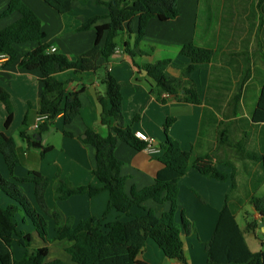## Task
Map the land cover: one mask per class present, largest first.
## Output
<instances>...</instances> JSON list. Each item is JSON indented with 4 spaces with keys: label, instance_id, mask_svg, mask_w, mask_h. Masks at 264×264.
<instances>
[{
    "label": "crops",
    "instance_id": "crops-1",
    "mask_svg": "<svg viewBox=\"0 0 264 264\" xmlns=\"http://www.w3.org/2000/svg\"><path fill=\"white\" fill-rule=\"evenodd\" d=\"M10 1L0 0V15ZM23 1L41 18L46 32L44 42L71 60L89 51L96 41L95 28L80 30L82 24L94 16L102 17L98 24L109 21L106 17L108 7L97 4L95 0H77L73 3L72 11L66 14L59 13L43 0ZM262 2L178 0L177 18L162 21L153 17L148 22L140 43V48L148 55L133 59L124 52L125 41L132 45L134 43L139 26L136 17L118 37V53L108 61L104 58L100 60L122 85L125 125L131 126L135 133L144 132L152 140V144L143 150H136L123 141L116 147L115 154L122 161L120 174L126 177L125 190L128 194L133 188L139 190L152 185L164 167L159 158L163 154L162 145L166 140L164 127L169 118L174 119L169 135L179 141L183 149L194 155H211L216 168L226 174L225 179H217L191 168L178 181L176 221L182 230L186 264H207L203 246L214 235L220 213L226 205L235 214L250 249L249 238L264 243L261 227L264 217L250 204V198L257 196V189L264 185L263 163L255 159L258 155H264V123L253 120L264 84ZM20 18L19 12L0 18V30ZM104 42L105 36L101 39V45ZM191 42L214 51L210 63L199 65L190 74L196 81L200 101L184 102L172 95H162L165 98L163 101L152 91L154 82L143 72V68L136 65L142 67L147 63L170 60L168 73L180 76L190 64V59L180 51L182 46ZM35 47L37 43L34 42L19 45L18 60L0 68V85L8 91L13 107L12 121L6 127L8 112L0 102V132L15 139L21 161L14 175L26 177L31 171H38L48 177L51 182L45 192V201L48 207L59 212L63 224L76 226L90 217L99 218L103 225L119 218L128 220L126 215L116 210L105 214L110 197L107 190L94 197L78 194L66 200L58 199L56 191L61 179L69 180L74 186L100 185L94 175L97 168L96 148L82 141L88 128L104 136L113 132L111 126L104 125L101 120L99 97L104 94L105 88L97 73L89 71L77 76L73 70H67L56 74L60 81L70 80L67 85L69 91L79 90L83 86L84 89L80 93L82 107L75 119L65 125L60 115L50 130L43 134L42 145L52 147L49 153L42 157L40 150L28 147L26 140L20 136L21 130L27 134L36 131L33 124L39 114L40 98L44 91L39 69L29 70L18 66L23 55ZM66 131L72 135H67ZM30 149L36 151L33 163L27 162ZM0 171L5 177L12 178L1 153ZM20 187L37 207L34 184L25 183ZM0 200L2 206L12 202L3 193H0ZM142 206L154 209L158 216L170 209L169 202L157 203L151 199ZM143 208L135 207L131 212L142 213ZM183 215L190 222V233L183 228ZM240 215L246 220L245 226L238 221ZM47 219L51 242L48 244L46 261L60 259L63 264H78L66 250L71 242L66 239L54 240L55 224ZM17 220L19 230L30 235L32 247L45 245L32 222L27 220V223L21 224L19 218ZM250 221L259 223L258 237L246 232V225ZM262 248L261 244L259 250ZM12 249L16 260L24 256L25 248L19 245L17 239ZM138 260L143 264H182L167 257L152 239H148Z\"/></svg>",
    "mask_w": 264,
    "mask_h": 264
},
{
    "label": "trees",
    "instance_id": "trees-1",
    "mask_svg": "<svg viewBox=\"0 0 264 264\" xmlns=\"http://www.w3.org/2000/svg\"><path fill=\"white\" fill-rule=\"evenodd\" d=\"M61 14L72 11L73 3L77 0H43ZM97 4L108 7L109 21L98 24L102 19L94 16L84 22L80 30L92 27L97 32L94 46L87 52L78 55L74 60L63 53L51 52L50 46L44 42L46 32L38 14L23 0H11L0 18L19 12L21 18L0 30V55H7L8 59L3 67L18 60V46L26 43H37V47L25 53L18 66L29 70L39 69L42 73L44 91L40 98L39 114L48 115V119L40 124L33 134L20 131V136L26 140L28 147L40 150L43 157L52 150L51 146H43L41 138L50 130L56 119L61 115L65 125L70 124L80 113L82 102L80 93L84 86L76 91H69L67 85L70 80L63 82L56 78V74L73 70L77 76L85 72L97 73L100 83L104 86V94L99 97L102 104L101 120L104 125H110L113 132L104 136L92 128L85 132L82 141L96 148L97 168L94 175L100 185L74 186L69 180H59L57 187L58 199L66 200L73 195L87 194L94 197L103 190L109 192V201L105 214L116 210L129 219H116L102 224L99 218L90 217L78 225L62 223V217L56 209L48 207L45 192L51 180L38 171H31L26 177H16L15 169L21 164L20 155L15 139L5 132H0V153L12 178L5 177L0 171V193L6 195L12 202L7 206L0 203V263L1 264H63L62 260L46 261L48 255L49 222L55 224L54 240H69L71 245L66 248L72 260L78 264H143L138 256L146 247L148 239H152L164 254L182 264L187 263L182 241V230L176 221L179 208L178 181L191 168H196L202 174L217 179H225L226 174L216 168L211 155H194L182 148L179 141L169 135V128L174 119L166 121L164 131L166 140L162 145L163 154L159 158L164 167L158 172L155 182L142 189L133 188L130 194L125 190L126 177L120 174L122 161L115 154L116 147L123 141L135 148L143 150L149 143L136 136L131 126L125 125L123 114L124 96L122 85L110 72L106 61L118 52V37L126 26L138 17L139 26L133 45L124 42V52L133 59L146 56L147 52L140 48L146 26L151 18L158 17L162 21L178 17V0H95ZM105 42L101 45V39ZM181 54L190 59V64L180 76L168 73L170 60H159L144 64L147 76L154 82L152 91L161 100L163 94L175 96L184 102L198 103L200 101L196 81L190 74L201 64L210 63L214 58V51L191 42L181 48ZM0 102L8 112L5 126L8 127L13 117V107L10 95L0 85ZM253 120L264 123V84L261 95L253 114ZM113 124V125H112ZM67 135H72L65 132ZM255 159L261 160L264 167V155ZM33 183L37 207L31 202L20 185ZM235 187V181H233ZM157 203H170V209L158 216L154 209H145L142 204L148 200ZM250 204L264 217V195L252 196ZM135 207L143 208L142 213H132ZM23 214V220H30L44 241L45 245L34 248L31 237L19 230L17 214ZM184 230L190 233V222L183 215ZM259 223L250 221L246 225V232L257 236ZM25 248L24 256L16 260L13 256L12 245L16 241ZM264 245V243H262ZM207 264H264V248L257 252L251 251L244 231L240 228L235 214L228 205L221 211L216 230L212 238L205 243Z\"/></svg>",
    "mask_w": 264,
    "mask_h": 264
},
{
    "label": "rangeland",
    "instance_id": "rangeland-1",
    "mask_svg": "<svg viewBox=\"0 0 264 264\" xmlns=\"http://www.w3.org/2000/svg\"><path fill=\"white\" fill-rule=\"evenodd\" d=\"M262 4H263V7H264V0H263V2H262ZM200 19H202L203 17H202V13H200ZM49 153V152H48ZM29 155H30V157L28 158V160H27V162H29V163H33L34 162V158H36V151L34 150V149H30L29 150ZM53 157H55V154L52 156V158ZM256 195L257 196H263L264 195V185H261L258 189H257V191H256ZM1 201V200H0ZM1 203V202H0ZM17 218H19V220L21 221V224H25V223H27V222H24V220H23V214L22 213H18L17 214ZM28 221H30V220H28ZM238 221H239V223H240V225L241 226H245V223H246V220L242 217V215H240L239 217H238ZM31 222V221H30ZM49 230H50V228H49ZM264 237V236H263ZM249 244H250V246H251V249L252 250H254V251H257V250H259V248L261 247V242L260 241H255L254 239H252V238H249ZM263 247H264V245H263ZM203 248H205V246H203Z\"/></svg>",
    "mask_w": 264,
    "mask_h": 264
},
{
    "label": "built area",
    "instance_id": "built-area-1",
    "mask_svg": "<svg viewBox=\"0 0 264 264\" xmlns=\"http://www.w3.org/2000/svg\"><path fill=\"white\" fill-rule=\"evenodd\" d=\"M51 52L57 51L55 47H51L49 49ZM8 59V56L3 54L0 55V68H3L4 62ZM164 96H167V94H163ZM48 119V115L38 114L36 117V121L33 124V129L37 130L43 122H45ZM136 136L139 137L142 140H145L149 143V145L152 144V140L142 131H137Z\"/></svg>",
    "mask_w": 264,
    "mask_h": 264
},
{
    "label": "water",
    "instance_id": "water-1",
    "mask_svg": "<svg viewBox=\"0 0 264 264\" xmlns=\"http://www.w3.org/2000/svg\"><path fill=\"white\" fill-rule=\"evenodd\" d=\"M145 74H147V71L146 70H144L143 71ZM83 138H85V136H83ZM261 227L263 228V231H264V224H261Z\"/></svg>",
    "mask_w": 264,
    "mask_h": 264
}]
</instances>
